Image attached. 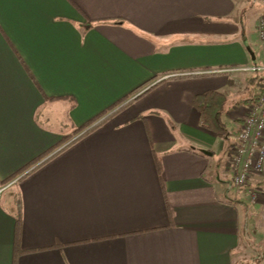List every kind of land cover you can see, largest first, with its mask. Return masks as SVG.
Returning a JSON list of instances; mask_svg holds the SVG:
<instances>
[{
	"label": "crops",
	"instance_id": "0c3cea01",
	"mask_svg": "<svg viewBox=\"0 0 264 264\" xmlns=\"http://www.w3.org/2000/svg\"><path fill=\"white\" fill-rule=\"evenodd\" d=\"M245 1L0 0V264H264V178L216 170L200 110L264 91Z\"/></svg>",
	"mask_w": 264,
	"mask_h": 264
},
{
	"label": "built area",
	"instance_id": "2783aa9c",
	"mask_svg": "<svg viewBox=\"0 0 264 264\" xmlns=\"http://www.w3.org/2000/svg\"><path fill=\"white\" fill-rule=\"evenodd\" d=\"M260 35L264 42V29H261ZM238 72L255 74L264 78V58L261 63L242 68ZM230 169L234 185L239 190L249 185L253 175L264 178V91L250 105L240 127L237 143L234 145L233 155L230 158ZM10 185L0 187V199ZM261 196L262 194L260 195L257 191L252 192V202L257 203L263 198Z\"/></svg>",
	"mask_w": 264,
	"mask_h": 264
},
{
	"label": "rangeland",
	"instance_id": "374dc122",
	"mask_svg": "<svg viewBox=\"0 0 264 264\" xmlns=\"http://www.w3.org/2000/svg\"><path fill=\"white\" fill-rule=\"evenodd\" d=\"M245 2L251 8H254L253 10L256 9V0H246ZM259 91L260 89L257 90L258 93ZM221 94L225 97V100L216 119L217 130L215 132L217 135L218 145L213 148L215 155L211 158V164L216 167V170H218L217 165L219 162L222 164L226 162L227 155L225 152L228 150L229 145H235L237 143V138L240 131V126L237 122V119L247 112L246 104L247 101L253 97V89L250 87L236 85L234 87H228L224 89L221 91ZM206 127H208L207 129L211 130L210 127L212 126L207 123ZM211 172H214L213 180L215 183L220 184L222 182L220 171L215 172L214 168H212ZM225 185L228 186V190L233 189L232 184L226 183Z\"/></svg>",
	"mask_w": 264,
	"mask_h": 264
},
{
	"label": "trees",
	"instance_id": "16d2710c",
	"mask_svg": "<svg viewBox=\"0 0 264 264\" xmlns=\"http://www.w3.org/2000/svg\"><path fill=\"white\" fill-rule=\"evenodd\" d=\"M262 84L264 86V78H262ZM141 88H139L138 90H136L134 93H138L137 91H140ZM225 100V97L220 94V93H212V94H208L206 96H204L200 102H201V107H200V110H201V114L202 116H204V118H206V120H208V124H209V119L212 120L215 124V126H217V122H216V119L219 115V112L221 111V108L223 106V102ZM100 119V118H99ZM106 121V120H105ZM105 121H102V122H98L95 121L91 124H89V126L81 129V130H78L76 132L75 135H79L81 133H83L82 135H80L79 137H77L76 139H74L68 146L76 143L79 139H81L82 137L86 136L87 134H89L90 132L96 130L98 127H100ZM207 121H205L206 123ZM207 124V123H206ZM212 124V123H211ZM210 124V125H211ZM214 124H212L214 126ZM211 125V126H212ZM211 128V127H210ZM220 129H223V128H220ZM224 131V130H223ZM68 146H66L65 148H67ZM64 148V149H65ZM62 149V150H64Z\"/></svg>",
	"mask_w": 264,
	"mask_h": 264
},
{
	"label": "water",
	"instance_id": "95a60500",
	"mask_svg": "<svg viewBox=\"0 0 264 264\" xmlns=\"http://www.w3.org/2000/svg\"><path fill=\"white\" fill-rule=\"evenodd\" d=\"M263 1H264V0H263ZM201 152H202V154H204V155H206V156H213V154L210 153V152H208V151L202 150Z\"/></svg>",
	"mask_w": 264,
	"mask_h": 264
}]
</instances>
